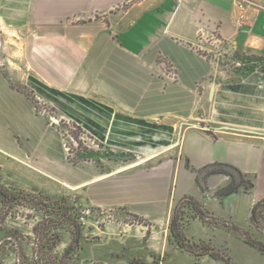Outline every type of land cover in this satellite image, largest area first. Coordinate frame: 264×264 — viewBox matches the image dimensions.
<instances>
[{
	"label": "crops",
	"instance_id": "crops-1",
	"mask_svg": "<svg viewBox=\"0 0 264 264\" xmlns=\"http://www.w3.org/2000/svg\"><path fill=\"white\" fill-rule=\"evenodd\" d=\"M132 1L0 0V31L12 36L0 32V111L35 132L50 109L106 149L137 156L131 169L149 163L100 187L111 205L158 218L188 197L221 221L249 224L264 197V0ZM206 35L252 51L256 65L220 79L201 52ZM241 251L239 264H264Z\"/></svg>",
	"mask_w": 264,
	"mask_h": 264
},
{
	"label": "rangeland",
	"instance_id": "rangeland-1",
	"mask_svg": "<svg viewBox=\"0 0 264 264\" xmlns=\"http://www.w3.org/2000/svg\"><path fill=\"white\" fill-rule=\"evenodd\" d=\"M0 32L5 39L12 38L7 31ZM219 41L217 37L203 36L201 52L212 63L220 79L228 80L254 68L258 59L255 53L234 51ZM35 106L43 112L41 107ZM46 111L40 128L35 132L28 126L24 128L9 121L8 113L0 111V185L9 191L38 192L55 200L68 199L70 204L83 211L80 219L83 223L82 248L74 264H126L135 258L147 264H223L208 257L196 258L176 246L169 223L181 199L170 213L158 218L143 217L125 206L111 205L100 187H112L113 182L124 181L122 176L127 172L144 170L149 163L131 169L129 165L140 161L137 156L106 149L83 130L79 133L71 122L59 120L50 109ZM19 116L25 118L23 114ZM120 176L122 178H115ZM85 182L87 184L82 186ZM119 183L124 186V183ZM249 183L247 178L242 179L244 188L248 189ZM183 205L180 208L182 224L185 230H189L188 234L195 237L187 240L220 249L229 255L232 264H239L242 249L253 248L243 243L230 225L264 243V205L258 208L257 224L250 220L248 224L244 218L218 222L208 220L205 224L198 219L200 223L195 226L191 225L194 219L190 218L187 202ZM34 221L17 217L8 218L3 224L5 231L21 232L23 240L19 242L25 254L32 249L31 240L27 239H31ZM3 235L0 234V240L6 250L0 251V264H15V250L11 251L15 249L14 240L11 235H4L5 239ZM68 235H63L60 250L68 244ZM150 239L155 241L153 250L149 247ZM253 250L256 252L253 254H257L264 263V257Z\"/></svg>",
	"mask_w": 264,
	"mask_h": 264
},
{
	"label": "trees",
	"instance_id": "trees-1",
	"mask_svg": "<svg viewBox=\"0 0 264 264\" xmlns=\"http://www.w3.org/2000/svg\"><path fill=\"white\" fill-rule=\"evenodd\" d=\"M137 1L133 0L132 2ZM125 7V5H124ZM79 133L82 129L71 123ZM219 172L215 168L210 170L209 174ZM240 184L244 176L238 173ZM248 191L252 184L249 181ZM242 185V184H241ZM237 186L231 185L224 193L229 194L237 190ZM187 202L188 209L192 219H199L204 224L208 220L220 219L213 217L206 211L201 203L198 201L183 197L179 201L173 211L171 222L169 223V230L176 246L186 253L193 255L196 258L208 257L212 260H219L223 264H232L229 255L224 254L220 249H214L209 245L200 242L193 243L187 240L185 234V227L182 224L183 217L180 208L183 203ZM264 205V197L258 201L250 211L249 220L252 224H257L258 208ZM83 211L75 208L69 203L68 199L55 200L38 192H22L9 191L0 185V234L11 235L15 245V264H74L81 250V240L83 236V223L81 222V213ZM262 213V212H261ZM21 218V220H35L32 225L31 240L32 249L29 254H25L20 245L22 241L21 232L18 230L5 231L3 228L4 222L8 218ZM231 230L242 239L243 243L258 251L264 257V243L253 240L247 234L240 232L237 228L230 225ZM69 234V242L63 250H60L62 245L63 235ZM3 235V238H7ZM6 250L4 243L0 240V251ZM264 259V258H263ZM126 264H147L141 260L131 259Z\"/></svg>",
	"mask_w": 264,
	"mask_h": 264
},
{
	"label": "water",
	"instance_id": "water-1",
	"mask_svg": "<svg viewBox=\"0 0 264 264\" xmlns=\"http://www.w3.org/2000/svg\"><path fill=\"white\" fill-rule=\"evenodd\" d=\"M228 170L231 171L233 173V175H235L237 177V179L240 181V178L238 176V172L237 171H235L233 168H228ZM99 179H101V178H99Z\"/></svg>",
	"mask_w": 264,
	"mask_h": 264
},
{
	"label": "built area",
	"instance_id": "built-area-1",
	"mask_svg": "<svg viewBox=\"0 0 264 264\" xmlns=\"http://www.w3.org/2000/svg\"><path fill=\"white\" fill-rule=\"evenodd\" d=\"M239 7H242V5H241V4H239Z\"/></svg>",
	"mask_w": 264,
	"mask_h": 264
}]
</instances>
